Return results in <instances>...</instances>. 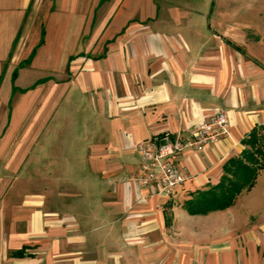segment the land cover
Segmentation results:
<instances>
[{"label": "crops", "instance_id": "0c3cea01", "mask_svg": "<svg viewBox=\"0 0 264 264\" xmlns=\"http://www.w3.org/2000/svg\"><path fill=\"white\" fill-rule=\"evenodd\" d=\"M255 1L0 0V264H264V168L231 207L184 209L253 129L264 145ZM215 110L228 134L176 155L188 178L171 197L132 180L138 143L190 135ZM40 140V189L25 190Z\"/></svg>", "mask_w": 264, "mask_h": 264}, {"label": "built area", "instance_id": "2783aa9c", "mask_svg": "<svg viewBox=\"0 0 264 264\" xmlns=\"http://www.w3.org/2000/svg\"><path fill=\"white\" fill-rule=\"evenodd\" d=\"M228 130L227 115L215 110L208 120L194 125L190 135H177L174 138L165 135L138 143L139 169L132 180L141 188H154L159 196L171 197L174 190L188 178L186 173L176 168L173 162L176 155L188 147L203 151L207 145H214L227 135Z\"/></svg>", "mask_w": 264, "mask_h": 264}, {"label": "trees", "instance_id": "16d2710c", "mask_svg": "<svg viewBox=\"0 0 264 264\" xmlns=\"http://www.w3.org/2000/svg\"><path fill=\"white\" fill-rule=\"evenodd\" d=\"M34 54L32 52L27 60L20 63V67L29 64ZM17 73L18 70L15 69L12 73L13 81L17 78ZM260 131V128L253 129L249 139L245 141L249 149L225 163L224 175L217 185L192 193L191 198L184 202V209L189 215L202 216L225 210L234 204L244 190L248 191L253 187L258 172L264 168V145Z\"/></svg>", "mask_w": 264, "mask_h": 264}, {"label": "rangeland", "instance_id": "374dc122", "mask_svg": "<svg viewBox=\"0 0 264 264\" xmlns=\"http://www.w3.org/2000/svg\"><path fill=\"white\" fill-rule=\"evenodd\" d=\"M246 1V0H245ZM248 1V0H247ZM256 2V8H257V10L259 9V10H263L264 11V0H256L255 1ZM248 3V2H247ZM242 9H244V8H247L246 6H248L246 3H243L242 2ZM255 8V9H256ZM13 71V70H12ZM28 76H29V73L28 72H25V73H23V75H22V77L20 78V80H19V87H22V88H24L30 81H29V79L30 78H28ZM32 78H31V80H33V78H36L37 77V74L36 73H34V75H32L31 76ZM8 83H9V85L11 86V82H10V79L8 80ZM41 83H39V85H40ZM36 86V85H35ZM34 86V87H35ZM25 89H27V88H25ZM29 89V88H28ZM31 89V88H30ZM37 107H40V99H37V100H35L34 102H33V108H34V110L37 108ZM58 114V113H57ZM52 122H54V123H56L57 122V118H56V115H54V117H53V120H52ZM77 123H81V120L80 121H77ZM78 125V124H77ZM41 147H42V143H41V140L38 142V145H37V147H36V149H35V152H34V154L32 153V158H36V159H38V161L37 162H34V163H28V165L30 166V167H28V168H26L25 167V165H23L22 166V172H20V174L18 175V180H17V184H18V186L20 187V186H22V188H26V189H29V190H38V189H40V183H41V180H40V170H41V168H42V163H40V159H39V157H36L37 155H39V152H40V150H41ZM66 149V148H65ZM49 150H50V157H51V159H56V156H61L62 157V155H64L62 152H61V149L59 148L58 149V147L57 146H55L54 148H49ZM62 150H63V148H62ZM67 150L68 149H66L65 151H66V154H67ZM31 162V161H30ZM69 164V163H68ZM68 164H66V165H68ZM69 165H71V164H69ZM80 165V163L78 164L77 163V166H79ZM82 166H81V170L80 171H83V170H85V165L84 164H81ZM84 165V166H83ZM54 166H56V164L55 163H50V170H54L55 169V167ZM65 171H71V168H70V166L68 167V168H66L65 169ZM20 176V177H19ZM31 176V178H29ZM26 177L28 178V179H26ZM26 186V187H25ZM84 186V184L82 183V187ZM25 189V190H26Z\"/></svg>", "mask_w": 264, "mask_h": 264}]
</instances>
